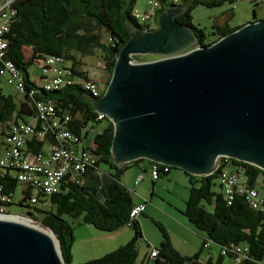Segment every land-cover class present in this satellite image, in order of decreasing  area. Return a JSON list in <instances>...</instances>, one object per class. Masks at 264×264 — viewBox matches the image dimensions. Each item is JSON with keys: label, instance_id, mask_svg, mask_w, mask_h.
Listing matches in <instances>:
<instances>
[{"label": "trees", "instance_id": "obj_1", "mask_svg": "<svg viewBox=\"0 0 264 264\" xmlns=\"http://www.w3.org/2000/svg\"><path fill=\"white\" fill-rule=\"evenodd\" d=\"M236 1L185 0L181 5L185 11L176 20L195 31L200 47H208L240 27L233 28L228 24L214 26L213 35L217 38L208 43L205 33L193 24L192 9L197 5L222 7ZM136 5L137 0H16V15L5 35L8 48L5 56L0 59V69L5 61L12 62L23 78L24 91L17 90L22 95L18 98L5 94L0 88V143H5L4 138L14 126L30 123L29 118L32 123H38L35 103L47 101L55 105L59 115L71 117L65 124L66 128L82 135L80 143H69V148L76 153L90 151L97 160L84 173H69L63 179L59 191L50 196L40 190H36L37 194L34 195L35 190L30 186L23 189L19 205L29 209L27 217L39 221L54 233L65 264H72L73 261L75 238L70 219L81 216L84 224L92 225L103 233H115L126 227L133 229L134 233L132 239L117 250L81 264H136L139 244L144 239L139 217L145 214L143 212L137 219H131L130 213L136 204L121 177L131 168L132 163L147 161L152 165L154 162L138 159L131 164H116L112 155L115 129L108 118L102 120H108V126L93 139L89 138V131L87 134L82 131L89 129L91 124L102 122L98 120L100 113L92 105L94 97L77 83L46 91L37 81L38 78L44 79L42 70L40 75L31 79L29 69L34 64H39L42 69L41 65L47 58L60 57L63 59V67L70 72L67 76L69 80L88 79L92 75L83 67L77 55H93L99 51L102 57L100 62L104 66L102 70L110 73L105 85L107 88L119 53L129 41L131 31L143 29L134 17ZM172 6L163 3L159 15ZM104 33L109 36L105 42ZM28 51L31 54L28 55ZM86 140H90L89 145L82 146ZM47 143L51 147L53 140L50 137L40 140L35 135L27 141V147L35 153L45 152ZM224 168L238 174L243 172V184L258 189L264 200V170L229 159L211 175L194 176L186 172L189 175L190 192L184 215L198 231L205 234L204 245L210 241L220 246L221 251L225 246H241L247 249L241 264H264V202L259 209H253L245 196L235 195L232 204L228 205L219 183V173ZM0 184L5 194L13 196L22 186L12 173L1 169ZM32 196L37 198V203L33 205L30 202ZM39 204L42 207H38ZM156 224L161 231L162 242L157 249L151 250L141 264H223L225 256L221 253L216 260L210 258L207 262L200 261L201 252L190 257L182 255L175 249L166 228L159 222ZM153 251H156L155 257H151ZM226 256L235 259L236 254L229 253Z\"/></svg>", "mask_w": 264, "mask_h": 264}, {"label": "water", "instance_id": "obj_2", "mask_svg": "<svg viewBox=\"0 0 264 264\" xmlns=\"http://www.w3.org/2000/svg\"><path fill=\"white\" fill-rule=\"evenodd\" d=\"M184 11L168 7L158 30L131 31L107 90L92 100L114 124V162L203 176L227 156L264 170V20L193 48L197 34L176 20ZM147 53L164 57L134 61ZM0 264L65 263L47 234L0 220Z\"/></svg>", "mask_w": 264, "mask_h": 264}, {"label": "built area", "instance_id": "obj_3", "mask_svg": "<svg viewBox=\"0 0 264 264\" xmlns=\"http://www.w3.org/2000/svg\"><path fill=\"white\" fill-rule=\"evenodd\" d=\"M16 0H0V59L5 56L8 48V41L5 35L10 30V25L16 15L14 7ZM142 0H137V3ZM185 0H148L150 8L142 16L135 10L134 17L143 26L142 31L151 32L157 26L159 10L163 3L169 5L181 6ZM63 59L60 57H49L42 63V77L37 81L46 91H55L67 84L77 83L83 89L97 98L102 95L101 81L91 76L88 79L78 81L69 80L67 76L70 72L63 67ZM104 70V66L102 65ZM0 75H6L8 82L14 84L16 89L24 91V82L19 70L10 61H5L0 69ZM105 88V87H104ZM36 122L23 123L20 126H14L8 135L4 138L5 143H0V169L9 171L18 180L20 185L32 187L33 190H40L43 194L50 196L59 191L63 179L69 173H84L87 169L96 164V158L90 151H79L78 153L69 148L70 144L80 143L82 135L76 134L65 127L71 117L68 115H59L55 105L52 102L37 101ZM107 116L100 113L98 120H105ZM83 133L89 129L82 130ZM87 134V133H86ZM37 136L40 140L50 137L53 140L50 149L47 152H33L28 149L27 141L32 136ZM92 149L93 145L90 144ZM232 159L227 156H221L217 159V169L222 164ZM171 167L159 163L151 165L150 174L154 181L170 173ZM142 176L135 181L137 187L142 181ZM219 183L222 186L228 205H231L235 195L245 196L253 209H259L264 200L262 193L255 188H249L240 183V175L234 171L224 168L219 173ZM31 204L37 203L36 196L30 199ZM14 203V196L3 192V185L0 184V213H8L7 208ZM146 203L133 207L130 213L131 219H137L139 215L146 210ZM208 241L205 246H210ZM229 253L236 254L234 259L236 264H241L246 256L247 249L237 246L222 247L223 256ZM156 256V251L151 253V257Z\"/></svg>", "mask_w": 264, "mask_h": 264}, {"label": "rangeland", "instance_id": "obj_4", "mask_svg": "<svg viewBox=\"0 0 264 264\" xmlns=\"http://www.w3.org/2000/svg\"><path fill=\"white\" fill-rule=\"evenodd\" d=\"M149 8L150 5L148 3V0H142L137 3L135 10L143 16L144 12ZM191 15L193 17L194 26L198 29H201L207 36L206 38L208 42H211V41H215V39L217 38L216 36L213 35V31L215 30L214 26L228 24L230 27L233 28L236 27L242 28L245 25L264 20V0H237L233 4L226 3L222 7H216V8H208L203 5H197L192 9ZM108 38H109L108 34L104 33L103 36L104 42L107 41ZM194 46L192 47L196 48V46L195 47ZM27 54L28 55L31 54V51H28ZM163 57L164 56L155 53H147L145 55L136 54L134 55V61L136 63H145V62L159 60L162 59ZM77 58L80 60L81 64L84 65L83 67L86 70H88L90 73H94L96 79L102 80L104 78V81L102 80L101 83V88H102L101 92L104 94L105 91L107 90V88H104L106 83V77H103L104 75L102 70L103 64H101L100 62L102 57H100L99 51H96V53L93 55H81V56L77 55ZM41 70L42 69L40 68L39 64H34L29 69L30 78L35 79V77L40 74ZM0 88L3 90L5 94H12L18 98L22 97V95L18 93L15 85H11L8 83L7 76L0 77ZM28 120L30 122L32 121L31 118H29ZM21 123L23 122L21 121ZM108 124H109L108 120L102 121L99 124H95V125L91 124L89 126L90 129L89 138L93 139L95 135L101 133L108 126ZM49 149H50V145H47L45 147V151H48ZM75 149H77V147ZM105 167L106 166H104L103 168L105 169ZM173 170L180 171V169L177 168H173ZM139 173L145 175V180L144 181L142 180L143 182L141 181L140 185L136 187L134 183L135 180L137 181L140 178L139 177L138 179H136ZM181 175H182L181 180H184L183 176H186L185 172H183ZM239 175H240V183H245V177H243L244 176L243 172H240ZM185 180H187V182L186 181L180 182L176 185L173 182L170 181L168 182V178H166L165 176L160 178L158 181H156V185L154 188L152 179L150 177V170L148 171L147 169L146 171H140L135 167H131L130 169H128L121 177V181L123 185L131 191L134 201H137L138 203L140 202L146 203L147 213L145 215H142L140 219L142 229L144 231V239L140 241L139 244V256L136 264L142 261L146 251L153 250L154 247L153 245L148 246L149 241H147L148 239H146V233L152 239L156 238V240L157 239L160 240L159 244H161L162 234L156 222H159L166 228V230L170 235V238H171V232L174 235L176 234L175 233L176 229L174 230L172 221L166 218L164 214L167 213L166 211H177L176 213L178 215H181L180 211H182V213L184 214L186 201L189 196V195L187 196V194L189 193V180L187 177L185 178ZM24 188H26V186L22 185L16 191V194L14 196V203L7 208V212H8L7 214L19 215L31 219V217L26 216L29 209L25 207H21L19 205L20 200L23 197ZM36 194L37 191L35 190L34 195ZM38 207H42V205L39 204ZM180 208H183V210H181ZM82 218L83 217L81 216L79 218L70 219V222L74 227V238H75L74 244L77 251V253H75L76 257L73 258L72 264H81L90 261V259L101 258L104 256L103 255L104 251L102 252L99 251V249H101L99 246L101 242L97 241L96 239H94V241H89L86 240L85 237H82V239L76 240V236L78 232L85 231L82 228L78 227V224L79 222L82 221ZM31 221L33 222V224L42 227L46 232L51 233V231L43 227L39 221L35 222L32 219ZM177 227L178 225L176 226V228ZM168 228L171 230V232L168 230ZM96 245L98 246V248ZM92 246H94L95 251L98 250L97 253L92 251ZM212 251L214 253V255L212 256L214 257V260H216L221 253V247L215 243H212V246L210 248H205L202 253V259H200L201 262H207L208 261L207 259L210 258L211 256L210 252ZM151 264L153 263L151 262ZM223 264H236V263L232 257L225 256Z\"/></svg>", "mask_w": 264, "mask_h": 264}, {"label": "crops", "instance_id": "obj_5", "mask_svg": "<svg viewBox=\"0 0 264 264\" xmlns=\"http://www.w3.org/2000/svg\"><path fill=\"white\" fill-rule=\"evenodd\" d=\"M162 14H160V15H162ZM159 16H158V19H159ZM158 19H157V26L155 27V29L153 31H156V30L159 29V21H158ZM198 46L199 45H198V42H197L196 43V47H198ZM40 74H41V72H40ZM90 74L92 76H94V73H90ZM103 74H104L103 77H106V83H107V81H108V79L110 77V73L108 71H103ZM98 80H100L102 82V80L104 81V78L102 80L101 79H98ZM106 83H105V85H106ZM89 143H90V140H86V142L82 146H87V145H89ZM47 145H50V144L47 143L45 145V147ZM45 147H44V151H45ZM77 150H80L79 147H77ZM45 152H47V151H45ZM131 165H132L131 167H135V168H137L140 171H146L147 169L149 171L151 169V163L147 162V161L138 162V163H132ZM182 170L183 169H180V171H174L173 169H171L170 173L166 176V178H168V182L169 181L173 182L176 185L178 183H180V182H184V181L187 182V180H185V178L187 177L188 180H189V175H187L184 170H183V172H185L186 176H183L184 180H181V176H182L181 174L183 173ZM141 176L143 177V181H144L145 180V175L144 174H140L139 173L136 179H138ZM150 177H151V174H150ZM151 179H152V177H151ZM158 180H156V181H158ZM156 181H154L152 179V183L155 182V185H156ZM155 185H154V188H155ZM188 195H189V193L187 194V196ZM134 203L136 205H139V204H142V203H145V202L138 203L137 201H134ZM145 206H146V204H145ZM180 209L183 210V208H180ZM166 212L169 213L170 215L165 213L164 214L165 217L172 221V225L174 227V230L176 229L175 230L176 234L174 235L171 232V230L168 228V230L171 232V240H172V243H173L175 249L179 253H181L182 255L188 256V257L194 256L195 254L201 252L200 259H202V253H203L204 249L205 248H210L212 246V243L208 247L204 245V243H205V234L203 232H201V231H198L193 225H190L191 223L189 222L187 217L182 213V211H180L181 215H178L176 213L177 211H166ZM146 213H147V210H145L144 214H146ZM141 216L139 217L140 223H141V220H140ZM177 225H178V227L176 228ZM78 227L82 228L85 231H79L77 236H76V240L77 239H82V237H85V239L89 240V241H94V239H96L97 241L101 242L99 244V246L101 248V249H99V251H101V252L104 251L103 255H106V254H108L110 252H113L116 249H118L119 247L123 246L125 243H128L132 239L133 234H134L133 230L130 227L123 228L122 230H120L118 232L110 233V234L103 233V232L97 230L96 228H94L92 225L84 224L82 221L79 222ZM146 239H148L147 241H149L148 242V246L149 245H153L154 246L153 250L157 249L160 246V244H159L160 240H158V239L156 240V238L152 239L150 236L147 235V233H146ZM97 248H98V246H97ZM94 249H95L94 246H92V251L97 253L98 250L95 251ZM150 252H151V250L146 251L145 255H144V258L138 264H141L144 261V259L147 257V255H149ZM72 253L74 254L73 258L76 257L75 253H77V251H76L75 244H73ZM86 254H88V253H86ZM210 255H211L210 258L214 259V257L212 256V255H214L213 251L210 252ZM210 258H208L207 260H209ZM94 259H97V258H94ZM90 260H93V259H90ZM149 264H151V262Z\"/></svg>", "mask_w": 264, "mask_h": 264}, {"label": "bare ground", "instance_id": "obj_6", "mask_svg": "<svg viewBox=\"0 0 264 264\" xmlns=\"http://www.w3.org/2000/svg\"><path fill=\"white\" fill-rule=\"evenodd\" d=\"M0 220H3V221H8V222H14V223H17V224H21V225H24V226H28V227H31L33 229H36L40 232H43L45 234H47L54 242L55 244V247H56V250L57 252L59 253V243H58V240L56 239L55 235L53 233H48L46 232L42 227L36 225V224H33V222L31 221V219L29 218H26V217H23V216H19V215H11V214H7V213H0Z\"/></svg>", "mask_w": 264, "mask_h": 264}, {"label": "flooded vegetation", "instance_id": "obj_7", "mask_svg": "<svg viewBox=\"0 0 264 264\" xmlns=\"http://www.w3.org/2000/svg\"><path fill=\"white\" fill-rule=\"evenodd\" d=\"M212 42V41H211ZM211 42H208V43H211Z\"/></svg>", "mask_w": 264, "mask_h": 264}, {"label": "clouds", "instance_id": "obj_8", "mask_svg": "<svg viewBox=\"0 0 264 264\" xmlns=\"http://www.w3.org/2000/svg\"><path fill=\"white\" fill-rule=\"evenodd\" d=\"M199 47V46H198Z\"/></svg>", "mask_w": 264, "mask_h": 264}]
</instances>
